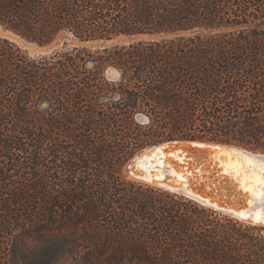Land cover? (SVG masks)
<instances>
[{
    "label": "trees",
    "instance_id": "1",
    "mask_svg": "<svg viewBox=\"0 0 264 264\" xmlns=\"http://www.w3.org/2000/svg\"><path fill=\"white\" fill-rule=\"evenodd\" d=\"M0 26L79 42L0 34V264H264V225L124 170L174 140L264 152V0H0Z\"/></svg>",
    "mask_w": 264,
    "mask_h": 264
},
{
    "label": "rangeland",
    "instance_id": "2",
    "mask_svg": "<svg viewBox=\"0 0 264 264\" xmlns=\"http://www.w3.org/2000/svg\"><path fill=\"white\" fill-rule=\"evenodd\" d=\"M0 34L16 40L20 45H22L25 48H28L33 54L40 53L41 51H45V50H54L56 48H62L65 45V43H67L69 46L79 43L78 40H76L71 34H66L64 37L58 39L51 45L40 47L37 44L30 43L11 32L5 31L1 26H0ZM133 38H137V37H126V36L117 37L114 40L109 41L108 43L126 42ZM97 44L99 43H91V42L88 43V45L91 46H96ZM106 74L111 79H117L120 76L119 72L114 68H109ZM196 144H193V142L191 141H182L180 143L170 144L168 146L166 145L164 149V153L159 154L158 157L156 158H153L152 163H150L149 165L148 170L151 174L150 179L148 178L143 179L134 176L129 172V165H134L137 156L138 155L141 156L144 153L149 152L148 149H143L130 159V161L125 166L124 169L125 173L133 179L142 180L150 184H154L160 187L170 189L168 187H165L163 183L169 182L175 186H180V183H182L176 174H172L169 171H167V169L170 166H172L173 168L176 169L178 173L184 174V176L187 178L186 181L188 183V187L191 188L192 191L196 192V194L209 197L210 199L212 198L221 206L245 207V205H247L248 199L251 198L249 192L243 189L242 187H240L241 184L238 183L237 179H234L233 177L229 176L227 173L223 172L221 160H217L212 157L210 147L199 146ZM176 147H182L185 150L183 152L184 153L183 159L175 156L174 153L170 152L171 149H174ZM229 155L232 156V158L235 160L237 165L240 166V170H243L242 171L243 173L241 172L238 178L244 175H248V176L253 175V170L254 171L259 170L264 174V170L260 168V166L256 164L253 166L248 163L246 164L245 161L246 155L244 153L231 152ZM223 158H225V155H223L221 159L223 160ZM240 164H242V166ZM137 171L139 173H143V174L145 173V170L142 167L138 168ZM160 173L163 174L161 175ZM170 190L194 198L193 196L187 194L183 190H176V189H170ZM194 192H190V193L196 195ZM208 206H211L214 209H217L226 214H230L238 218L239 220L247 222L249 224L264 225V223H255V222H251L250 219L237 217L228 211L222 210L221 208H217L212 205H208Z\"/></svg>",
    "mask_w": 264,
    "mask_h": 264
},
{
    "label": "bare ground",
    "instance_id": "3",
    "mask_svg": "<svg viewBox=\"0 0 264 264\" xmlns=\"http://www.w3.org/2000/svg\"><path fill=\"white\" fill-rule=\"evenodd\" d=\"M193 144H196V143L193 142ZM196 145L208 146L211 148L212 157L214 159L221 160L223 172L227 173L229 176L233 177L234 179H237L238 183L241 184L240 187H242L243 189L249 192V194L251 195V198L249 199L250 204L254 202V197L258 199L259 201H262L264 199V196L261 195V193H264V174L259 170L257 171L253 170V175L251 176L244 175L238 178V176L241 174L243 170H240V166L237 165L235 160L229 154L231 152H242L246 155L245 156L246 164L248 163L252 166L256 164L260 166V168H262L263 170H264V157L257 156L253 152L245 151L239 147L230 146V145H208L204 143H198ZM165 147H166V144L157 145L152 148H149L148 149L149 152H146L141 156L139 155L137 156L136 162H137L138 168L142 167L145 170V173H144L145 178H148V179L151 178V174L148 170L149 165L150 163H152L153 158H156L158 157L159 154L164 153ZM184 151L185 150L182 147H176L174 149H171L170 152L174 153L175 156L183 159ZM223 155H225V158H223L222 160L221 158ZM240 165L242 166V164ZM167 171H169L172 174H176L178 176L179 180H181L182 182L180 183V186L183 187L187 192H194L192 191L191 188L188 187V183L186 181L187 178L184 176L183 173H178L176 169L173 168L172 166H170L167 169ZM160 174L162 175L163 173H160ZM164 183L169 184L170 186H175L169 182H164ZM194 193L196 194V192ZM203 197H206V196H203ZM206 198L210 200L209 197H206ZM216 205H218L217 202H216ZM240 213L241 215L245 217L249 215L250 211L248 212L247 210L242 209ZM253 216L255 220L257 221L256 223H258L259 221H264L263 208L262 207L256 208L254 210Z\"/></svg>",
    "mask_w": 264,
    "mask_h": 264
},
{
    "label": "water",
    "instance_id": "4",
    "mask_svg": "<svg viewBox=\"0 0 264 264\" xmlns=\"http://www.w3.org/2000/svg\"><path fill=\"white\" fill-rule=\"evenodd\" d=\"M42 47V46H40ZM50 52L52 50H45V51H41L40 53H45V52ZM110 72V70H109ZM140 119H143L144 117L143 116H139ZM182 141L180 140H174V141H167V142H163L162 144H166V145H170V144H176V143H180ZM191 142H196V143H204V144H208V145H230V146H235V147H239L245 151H249V152H253L255 155L257 156H260V157H264V152L262 151H258V150H253V149H249L247 147H244L242 145H234V144H224V143H215V142H206V141H200V140H194V141H191ZM158 145H161V144H158ZM154 146H157V145H153V146H149L145 149H149V148H152ZM138 169V165H137V162L134 163V165H129V172L134 175V176H137V177H140V178H143L145 179L144 177V174L143 173H139L137 171ZM163 185L165 187H168L170 189H176V190H183L185 191L187 194L193 196L195 199L205 203V204H208V205H212L214 207H217V208H221L222 210H225V211H228L230 213H232L233 215L237 216V217H241V218H246V219H250L251 222H257L253 216V213H254V210L258 207H262L263 208V212H264V199L262 201H259L258 199H256L254 197V202L252 204L249 203V199L247 201V205H245V207H232V206H221L219 205H216V201H214L212 198L210 200H208V198L206 197H203L199 194H192L190 192H187L183 187H179V186H170L169 184H166V183H163ZM242 209H245L247 210L248 212L250 211L249 215L248 216H243L241 215L240 211ZM258 223H264V221H259Z\"/></svg>",
    "mask_w": 264,
    "mask_h": 264
},
{
    "label": "snow or ice",
    "instance_id": "5",
    "mask_svg": "<svg viewBox=\"0 0 264 264\" xmlns=\"http://www.w3.org/2000/svg\"><path fill=\"white\" fill-rule=\"evenodd\" d=\"M262 196H264V193H261Z\"/></svg>",
    "mask_w": 264,
    "mask_h": 264
}]
</instances>
